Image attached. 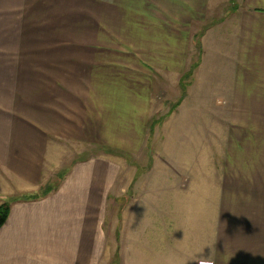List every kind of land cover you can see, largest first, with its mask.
<instances>
[{
    "label": "crops",
    "instance_id": "crops-1",
    "mask_svg": "<svg viewBox=\"0 0 264 264\" xmlns=\"http://www.w3.org/2000/svg\"><path fill=\"white\" fill-rule=\"evenodd\" d=\"M209 52L229 81L217 92L234 120L225 170L203 175L200 160L183 175L164 160L168 173L156 161L129 174L111 154L147 148L161 97L178 88L172 106L183 109L181 87ZM73 146L87 153L66 161ZM176 189L193 200L190 224L164 202ZM149 198L150 222H137ZM8 199L0 264H112L116 246V264H264V0H0V205Z\"/></svg>",
    "mask_w": 264,
    "mask_h": 264
},
{
    "label": "rangeland",
    "instance_id": "rangeland-1",
    "mask_svg": "<svg viewBox=\"0 0 264 264\" xmlns=\"http://www.w3.org/2000/svg\"><path fill=\"white\" fill-rule=\"evenodd\" d=\"M212 36H216V33H211L210 37ZM206 57L208 65H205L202 71L198 72V76L196 74L193 77V82L189 85V88H187L186 85L181 87V94L184 98H187V104L183 109H178L177 106L173 108L172 106L179 100L180 92L178 88H176L175 91L170 89L169 96L161 97L160 115L157 116V119L153 118V130L147 148L135 155L126 156L116 153L111 154L113 158L128 160L129 174H136L137 166L138 168L140 167L138 173L148 174L150 165L154 164L156 161H160L158 163L159 168H164L168 173V167L161 163L164 160L169 161L171 164L175 163L177 165V173L179 172L183 175L196 174L195 172L198 170L200 160L205 164V166L201 168L203 175L207 174L211 176L219 173V169L222 171L225 170L226 162H230L232 154L233 141L231 122L234 120L230 118L231 104L228 102V98L224 94L218 96L217 92L219 89L225 88L227 84H229V81L227 80L225 72L221 70H218L217 73L213 72L215 68H221L219 66L225 61L224 58L223 62H221L217 60V57L213 55L212 52L207 53ZM197 60L198 56L194 61L198 62ZM191 79L192 77L189 78V82H191ZM206 89H208V95L213 96L211 97V102L203 104L198 90L203 93V90ZM171 106L172 110L170 109ZM203 107L205 109L204 111L202 110ZM199 108H202L200 117L198 112L200 111ZM178 110L179 112L176 114ZM153 133L155 134L153 135ZM73 147V149H70V153L65 156L66 161L69 157L73 158L75 155H85L87 153V151L85 152L84 150H75L76 147ZM99 152L100 151L96 150L95 153L99 154ZM252 159L254 158L252 157ZM130 161H132V164ZM186 161L190 167L186 168V171H182L183 168H178V165ZM205 183L207 185V180ZM155 185H162V181H156ZM172 185L173 184H170V186ZM206 185H203V190L206 189ZM197 189L198 188L195 190ZM182 191L186 190H171L172 194L166 196L164 202L170 200L172 203L171 208L180 207L182 210L187 209V216L182 214L181 219H185L183 222L190 224L196 217L195 214L189 212L193 207V200L189 197L190 195H187L188 193L185 194L182 193ZM150 200L151 198L148 199L150 205L141 203L135 207L139 214L133 216L134 220L137 218H144L143 221L137 222H143L144 224L150 222L149 217L145 216L144 213L147 211L149 213L151 211ZM6 202H10V199ZM115 205L117 204L114 201L112 206ZM110 219L111 223L114 224V221L118 220V216L114 214ZM110 249H116V253L111 252ZM109 252H111V256L114 255L112 264H116V260L120 258L118 246L114 248L109 247ZM109 252L107 251L106 254ZM109 254L105 256L106 259L111 257ZM134 256L135 253L127 254L129 259H132ZM127 257L126 261H128Z\"/></svg>",
    "mask_w": 264,
    "mask_h": 264
},
{
    "label": "trees",
    "instance_id": "trees-1",
    "mask_svg": "<svg viewBox=\"0 0 264 264\" xmlns=\"http://www.w3.org/2000/svg\"><path fill=\"white\" fill-rule=\"evenodd\" d=\"M35 197V196H34ZM11 210V203L4 202L0 205V228L6 222Z\"/></svg>",
    "mask_w": 264,
    "mask_h": 264
},
{
    "label": "clouds",
    "instance_id": "clouds-1",
    "mask_svg": "<svg viewBox=\"0 0 264 264\" xmlns=\"http://www.w3.org/2000/svg\"><path fill=\"white\" fill-rule=\"evenodd\" d=\"M199 264H212V261L206 260V259H202V260L199 261Z\"/></svg>",
    "mask_w": 264,
    "mask_h": 264
}]
</instances>
